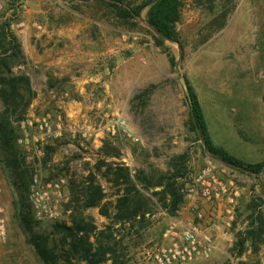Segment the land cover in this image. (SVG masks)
<instances>
[{
  "label": "rangeland",
  "instance_id": "rangeland-1",
  "mask_svg": "<svg viewBox=\"0 0 264 264\" xmlns=\"http://www.w3.org/2000/svg\"><path fill=\"white\" fill-rule=\"evenodd\" d=\"M12 1L0 0V24ZM19 1L22 13L31 9L29 12L44 16L33 19V29L61 23L84 29L85 39L92 40L89 50L96 57L94 65L76 67L61 77L49 73L47 83L33 88L27 107V94L11 103L18 104L11 111L18 135L17 156L0 143V264H43L28 242L19 218L12 171L17 162L29 181L25 202L29 204L33 224L37 231L50 235L53 223L69 222L77 206L71 202L73 192L90 172L97 175L108 200L116 199L118 188L96 168L102 161H119L105 155V142L119 148L120 161L129 165L133 173L144 169L152 181L168 170L173 155L189 151L192 174L212 162L225 180H232L239 187L240 196L233 212V220L237 219L239 225L248 220L253 200L264 211V168L259 174L251 173L214 159L207 152L203 141L191 130L185 84L187 77L197 91L215 144L247 164L264 159V0H181L178 29L184 48L166 41L176 57L175 66L154 42L153 30L146 23L148 7L138 19L125 21L114 15L109 0ZM126 1L136 5L142 0ZM211 6L216 12L232 8L226 25L217 32L214 30L218 23L211 24ZM14 31L18 37L19 29ZM104 51L106 55L102 54ZM15 67V74L25 72L23 64ZM152 85L147 95L134 99ZM4 108L0 98V113ZM48 113L53 126L50 134L22 126L27 118L36 119ZM117 118L126 120L130 136L111 133V120ZM105 168L103 165L102 169ZM34 183L49 192L57 206L56 220L37 217L30 199ZM188 203L186 199L176 216L183 215L181 210ZM150 208L145 220L110 229L115 236L112 243H116L118 261L111 259L108 264H157L154 253L167 243L164 232L173 216L154 202ZM189 212L194 213L192 209ZM87 213L95 217L99 228L113 223L97 207ZM231 255L220 259L211 255L183 264H264V242L257 253L247 244L242 256Z\"/></svg>",
  "mask_w": 264,
  "mask_h": 264
},
{
  "label": "trees",
  "instance_id": "trees-1",
  "mask_svg": "<svg viewBox=\"0 0 264 264\" xmlns=\"http://www.w3.org/2000/svg\"><path fill=\"white\" fill-rule=\"evenodd\" d=\"M17 1L13 0L7 10L15 8ZM108 5L113 6L116 17L125 21L138 19L143 9L148 7V20L161 33L153 30L154 42L167 53L171 65L175 66L176 57L166 41L169 38L178 43L182 49L184 48L183 38L178 29L181 19V0H142L136 5L126 0H109ZM231 10L232 8L216 12L214 6L209 8L213 16L211 24L218 23L214 32L226 25L227 16ZM15 14L16 11L12 14L13 16H6L5 12L0 24V98L5 105L0 113V143L5 149H11L12 155L17 156L15 143L18 135L11 119L13 115L11 111H15L18 104L11 106V103L16 99H24L27 94L25 102L27 107L32 101L34 91L31 79L25 72L15 74L13 71V67L28 63L22 43L11 28V24L18 20ZM185 84L191 130L199 140L204 139L206 149L230 166H243L253 173H261L264 168V159L254 164H247L223 146L213 142L199 95L187 77H185ZM151 87L153 85L137 93L134 99L147 95ZM103 152L107 157L119 159V161L111 162L102 161L96 165L99 174L108 183L118 188L115 193L116 199L108 200L107 192L98 182L97 175L90 172L82 186L73 192L71 202H75L77 206L73 208L69 222L53 223L50 235L37 231L33 224L29 204L25 202V193L29 185L25 169L18 162L17 167L12 169L13 183L18 197L17 204L20 205L21 225L27 232L28 242L35 248L43 264H108L111 259L117 262V249L114 246L116 243H112L115 236L110 231L114 225L127 223L131 225L136 221L145 220L146 213L151 211L150 203L153 202L171 216H176L185 203L186 197L182 189L191 182L189 179L192 175V170L188 166L189 151L173 155L168 161V170L161 172L158 180L155 181L151 180L152 178L144 169L139 168L133 173L129 165L120 161L121 152L112 143L105 142ZM13 160L16 161V157ZM103 165L105 169H102ZM151 189H153L152 192L148 193ZM153 197H157V200H153ZM93 207L99 208V213L113 223L105 228H99L95 217L87 213V210ZM247 221L246 227L235 234L236 240L230 250L233 255L242 256L247 249V244L254 253H257L264 242V211L256 200L249 204Z\"/></svg>",
  "mask_w": 264,
  "mask_h": 264
},
{
  "label": "crops",
  "instance_id": "crops-1",
  "mask_svg": "<svg viewBox=\"0 0 264 264\" xmlns=\"http://www.w3.org/2000/svg\"><path fill=\"white\" fill-rule=\"evenodd\" d=\"M30 10L27 9L22 13L25 26L21 32L17 33L28 62L27 65H23V68L30 77L34 89L36 85L47 83L49 73L61 77L76 67L87 68L95 64L96 53L89 50L88 44L92 43V40L85 39L84 29L62 23L51 26L40 25L37 29H33L31 27L33 19H41L44 16L29 12ZM105 51L103 55H106ZM105 59L106 57L102 60L105 61ZM138 129L141 130L139 127ZM189 209L193 212L201 210L204 213L200 223L204 231L214 239L215 248L212 257L217 259L231 257L230 250L236 240L235 234L244 229L248 221L241 226L237 219L233 220L234 215L227 212L224 202L209 203L200 198L183 206L181 210L183 215L173 216V220L189 225L196 219L195 214L190 213Z\"/></svg>",
  "mask_w": 264,
  "mask_h": 264
},
{
  "label": "built area",
  "instance_id": "built-area-1",
  "mask_svg": "<svg viewBox=\"0 0 264 264\" xmlns=\"http://www.w3.org/2000/svg\"><path fill=\"white\" fill-rule=\"evenodd\" d=\"M14 11H16L15 15H17L18 20L11 24V28L13 30L17 28L21 31L25 22L22 20L19 0L16 2L15 8L6 11V16H13ZM26 125L39 129L46 134L53 131L49 113L36 119L27 118L22 122L23 127ZM110 126L109 130L113 134H118L121 137L131 135L129 125L124 119H112ZM182 191L189 202L196 198L209 203L224 202L227 206V212L231 215L240 196L239 187L232 180H225L219 173L217 166L212 162L205 164L200 170L193 173L191 182L187 183ZM30 199L39 219L56 220L58 218L57 206L52 203L49 192L40 184L34 183L32 185ZM194 214L196 219L189 225H183L176 220L170 222L164 232L167 243L154 253L157 264H183L204 260L212 255L215 248L214 239L204 231L200 223V220L204 218V213L201 210H195Z\"/></svg>",
  "mask_w": 264,
  "mask_h": 264
},
{
  "label": "water",
  "instance_id": "water-1",
  "mask_svg": "<svg viewBox=\"0 0 264 264\" xmlns=\"http://www.w3.org/2000/svg\"><path fill=\"white\" fill-rule=\"evenodd\" d=\"M146 23L148 24V26H149L150 28H152V30H155V31H157L159 34H161L159 30H156V29H155V27L150 23L149 20H146ZM167 41H171V42H172V40L169 39V38H167ZM179 46H180V45H179ZM201 140H202L203 143H204V139H201ZM204 146H205V143H204ZM205 149H206V146H205ZM206 150H207V149H206ZM207 152H209V151L207 150ZM209 153H210V152H209ZM210 155H211L214 159L221 160L219 157H217V156H215V155H213V154H211V153H210ZM222 161H223L224 163L228 164L226 161H224V160H222ZM236 166H237V165H236ZM237 167L252 173V171H251L250 169L246 168V167H243V166H241V167H240V166H237Z\"/></svg>",
  "mask_w": 264,
  "mask_h": 264
}]
</instances>
